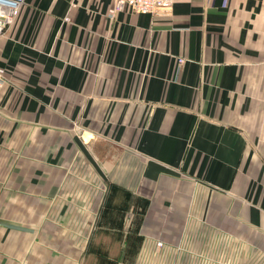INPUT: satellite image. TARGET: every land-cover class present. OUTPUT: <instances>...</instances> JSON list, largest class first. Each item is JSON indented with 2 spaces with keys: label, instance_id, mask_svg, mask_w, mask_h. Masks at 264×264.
Returning <instances> with one entry per match:
<instances>
[{
  "label": "crops",
  "instance_id": "obj_1",
  "mask_svg": "<svg viewBox=\"0 0 264 264\" xmlns=\"http://www.w3.org/2000/svg\"><path fill=\"white\" fill-rule=\"evenodd\" d=\"M112 4L25 0L0 35V180L62 161L78 188L121 195L100 222L123 238L264 264V0ZM34 234L0 224V264H50Z\"/></svg>",
  "mask_w": 264,
  "mask_h": 264
},
{
  "label": "rangeland",
  "instance_id": "obj_2",
  "mask_svg": "<svg viewBox=\"0 0 264 264\" xmlns=\"http://www.w3.org/2000/svg\"><path fill=\"white\" fill-rule=\"evenodd\" d=\"M68 170L62 173L61 161L50 173L2 174L0 180L3 218H18L13 223L32 228L35 251L49 255L50 264H171L172 256L178 264H202L204 245L198 239H182L186 244L178 245V252L155 253V248H162L161 241L154 245L138 237L123 238L120 229L104 227L107 223L100 222L102 216L121 195L114 200L109 198L113 191L82 190L76 184L81 175ZM91 200H97L98 207H92ZM91 214L96 221L83 218L75 222L76 215L90 218ZM187 249L199 252L188 254Z\"/></svg>",
  "mask_w": 264,
  "mask_h": 264
},
{
  "label": "built area",
  "instance_id": "obj_3",
  "mask_svg": "<svg viewBox=\"0 0 264 264\" xmlns=\"http://www.w3.org/2000/svg\"><path fill=\"white\" fill-rule=\"evenodd\" d=\"M25 0H0V35L13 23L16 14ZM173 0H113L112 7L109 9L110 15L118 10L129 6L133 11L167 14L171 11ZM182 61L181 58L178 59ZM3 83V77L0 74V84ZM161 242L158 243L160 245Z\"/></svg>",
  "mask_w": 264,
  "mask_h": 264
},
{
  "label": "water",
  "instance_id": "obj_4",
  "mask_svg": "<svg viewBox=\"0 0 264 264\" xmlns=\"http://www.w3.org/2000/svg\"><path fill=\"white\" fill-rule=\"evenodd\" d=\"M0 224L5 226V227H8V228L18 229V230H23V231H32V229H30L28 227L18 225V224H14V223L0 221Z\"/></svg>",
  "mask_w": 264,
  "mask_h": 264
}]
</instances>
